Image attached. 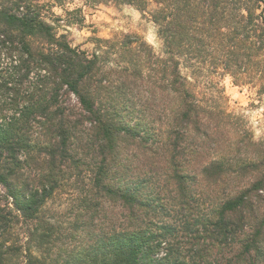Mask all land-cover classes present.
Instances as JSON below:
<instances>
[{"label":"trees","instance_id":"1","mask_svg":"<svg viewBox=\"0 0 264 264\" xmlns=\"http://www.w3.org/2000/svg\"><path fill=\"white\" fill-rule=\"evenodd\" d=\"M116 1L153 3L160 54L135 33L88 52L49 3L0 0V264H264V140L218 79L264 94V0ZM67 185L58 250L41 213Z\"/></svg>","mask_w":264,"mask_h":264},{"label":"rangeland","instance_id":"2","mask_svg":"<svg viewBox=\"0 0 264 264\" xmlns=\"http://www.w3.org/2000/svg\"><path fill=\"white\" fill-rule=\"evenodd\" d=\"M40 1L49 3L45 6V15L56 32L65 34L72 45L88 52L95 48V37L110 38L121 33L138 34L156 54L162 52L161 40L147 13L153 8L152 2H149L147 12L141 13L136 7L116 0H105L94 7L85 0H65L60 6L52 0ZM182 70L184 73L188 71L185 68ZM218 79L226 96L225 105L222 104L233 115L236 125L247 130L254 140H264V94L258 93L256 87L250 84L235 85L228 75ZM80 197V190L67 185L43 205L41 214L54 222L58 229L55 249H72L70 227L76 219V212L82 209ZM16 262L23 264L21 260Z\"/></svg>","mask_w":264,"mask_h":264}]
</instances>
